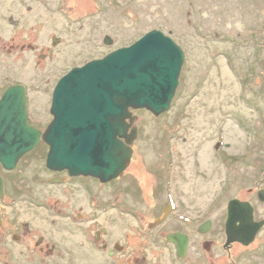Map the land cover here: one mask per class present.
Returning a JSON list of instances; mask_svg holds the SVG:
<instances>
[{
    "label": "rangeland",
    "instance_id": "374dc122",
    "mask_svg": "<svg viewBox=\"0 0 264 264\" xmlns=\"http://www.w3.org/2000/svg\"><path fill=\"white\" fill-rule=\"evenodd\" d=\"M19 3L0 0V97L11 85L25 86L30 117L42 128L53 120L50 109L56 85L74 65L103 59L154 30L170 37L185 54L170 110L160 117L146 110L134 112L136 159L145 165L141 176L160 180L159 191L154 189L156 197L161 192L156 201L165 207L164 216L170 213L172 226L161 229L157 237H142L155 213L148 199L153 188L142 185L143 191L135 194L140 187L135 181L133 187L134 176L121 186H101L84 179L78 191L52 187L53 215L66 209L86 216L83 222H77L76 215L74 221L49 219L56 250L70 254L62 264H129V259L136 264L139 257L149 264H264V228L249 247L224 248L231 200L249 202L256 218L264 220V204L257 197V191L264 190V0ZM27 6L33 7L31 17L38 25L22 30L18 44L32 42L37 51L24 54L17 48L10 55L8 41L15 31L9 19L24 17ZM29 34V39L24 38ZM55 43L57 54L52 62H42L41 49H52ZM78 54L82 58L77 60ZM43 153L47 154V148L37 154ZM41 164L35 159L34 173L41 171ZM31 170L22 166L15 173L26 179L25 186H34ZM18 199H24V194ZM56 201H60L58 207ZM116 201L118 209L114 210ZM11 208L5 210L7 219L30 224L31 206ZM186 220H195V226L213 222L212 250L207 251L196 235L187 257L176 256L165 236L170 227L182 228L190 222ZM103 229L107 233L99 241L97 234ZM35 240L31 233L22 241L6 242L0 264H37L30 252ZM116 244H127L128 249L112 259L108 252Z\"/></svg>",
    "mask_w": 264,
    "mask_h": 264
},
{
    "label": "water",
    "instance_id": "95a60500",
    "mask_svg": "<svg viewBox=\"0 0 264 264\" xmlns=\"http://www.w3.org/2000/svg\"><path fill=\"white\" fill-rule=\"evenodd\" d=\"M184 60L181 47L154 30L130 47L73 69L54 89L53 120L43 134L29 124L25 87L7 89L0 100V164L14 170L42 139L49 147L50 171L103 184L120 178L138 138L134 112L146 110L160 117L170 110ZM258 200L264 204V190L258 192ZM225 228V249L236 243L249 247L264 220L256 222L252 204L234 199L227 206ZM209 229L208 222L203 232ZM167 241L175 244L179 258L186 257V236L171 234Z\"/></svg>",
    "mask_w": 264,
    "mask_h": 264
},
{
    "label": "flooded vegetation",
    "instance_id": "af4514ba",
    "mask_svg": "<svg viewBox=\"0 0 264 264\" xmlns=\"http://www.w3.org/2000/svg\"><path fill=\"white\" fill-rule=\"evenodd\" d=\"M19 1L13 0V2H16V4L20 5ZM34 1L35 0H30V2H34ZM44 6H45V3H44ZM24 11L26 13L24 17H20L19 19H14L13 17H11L9 19V23L11 24V26H13L14 31H15L14 32L15 35L10 37L11 39L8 41L10 44L9 50H8L10 52L9 53L10 55L17 48H20L21 53H24V54L26 53V51H28L29 53H32V54H35L37 51L35 44L32 42H28V43L25 42L22 44H18V42L20 41V36H21L22 30L27 29L28 31H30L32 28H36L38 25V21L31 17V14L34 13L33 7L27 6L26 10H24ZM26 21H28L30 23V25L32 26L31 28L29 27L28 24H26ZM39 22H41V21H39ZM30 37H31V35L29 34L27 37H24V38L29 39ZM56 43H58V44L61 43L60 38H58V37L56 38ZM56 43H55V47H53L52 49H49V48L48 49H45V48L41 49L39 56L42 59L41 60L42 62H46V61L52 62L55 55L57 54ZM75 58L77 60L81 59L82 55L78 54ZM95 60H100V59H92L90 61L84 62L83 64L78 63L72 67L71 71L75 68L84 66L87 63L95 61ZM51 76H52V70L49 71L48 78H50ZM14 86H17V85H11V86L7 87L4 90L3 94L5 93V91L7 89L14 87ZM26 93H27V90H26ZM3 94L1 95L0 100L3 96ZM28 106H29V99H28V95H27V108H28ZM28 113H29V110H28ZM29 124L32 127H34L35 129H37L38 131L42 132V134L47 129V127L42 128L39 126V124L35 123L31 119L30 114H29ZM136 143L137 142L135 140V142L131 146V148L133 150V155H132V159H131V162H130L128 169L124 172V174L120 178L113 180L107 184H103L98 179H94V178H90V177H87V178H85V177H71L67 171L52 172L49 169H47L46 168V160H47V154L49 152V147L42 141V139L40 140L38 146L34 150H32L30 153L26 154L19 161V163L17 164V166L14 170L8 171L0 164V255H3L5 253L4 247H5L6 242H8L10 240H12L14 242L15 241H22L27 235L34 233L36 235V240L34 241L33 249L31 248L30 252L33 254L31 256H34V260L36 261V263L37 264H62L64 262L65 258L70 256V254L68 252L58 253L59 250L58 249L56 250V246L53 244V237H52L53 234L51 232L53 224L49 223V221H50L49 219H52L53 217H61V219L64 221H66L68 219H73V221H74V219H75L74 215H76V221L79 219L81 222H83L86 216L83 213L74 214L73 212H70L66 209L64 211L60 209L59 214L53 215L52 199H51L52 198V196H51L52 195V187L64 186V188L66 190L68 188H70L69 190H72V192L78 191L79 187H82L81 184H79V182L81 180H84V179H87L90 181L92 180L94 183L99 184L101 186H106V185H111V184H114V185L118 184V186H121V185H123V181L127 182L126 178L128 176H130V177L134 176V180L132 181V185L135 181L138 184V186L140 187L139 191H138L133 185V187L136 189L135 194H139L140 190L143 191L142 185H144V187L150 186L153 188V191L150 190V194L148 195V199L150 200V203L152 205H154L155 213L153 214V217H152L153 221H151L149 224L150 229L144 231L145 233L142 234V237H144V238H146L147 236H148V238L157 237L159 234V231H161V229H163L167 226H172L171 220L169 217L170 213H168L167 216H164L165 207L160 206L158 204V201H156L157 197L161 195V192H160V194L157 192L158 194L156 197L154 189L158 188V186H157L158 184H161L160 180L156 181L157 178H155V180H154L152 175L149 177L141 176V173L145 172L144 171L145 165H144V163H140L142 160L136 159V157H137ZM44 148L45 149L47 148V154H45V153L37 154L38 151H40L41 149H44ZM37 158H39L41 160V163H42L39 166V168H41V171L38 174L34 173L35 159H37ZM22 166H24L26 169L32 168L31 171L33 172V174H35V176L33 177L34 179H32V183L34 181V186H30V185L25 186L26 179L19 177V175L15 174L17 172H20V168ZM158 168H159V166H158ZM155 170L156 169H149L150 172L155 171ZM131 171H134L135 173L132 174ZM41 173H43L45 176H43V177H42V175L40 176ZM144 174L145 173H143V175ZM120 182H122V183H120ZM130 186H131V184H130ZM127 190L130 191V187H128ZM158 191H159V188H158ZM259 191L260 190L257 191V197H258ZM17 194L18 195L24 194V199H18L17 200V197H18ZM18 204L19 205L22 204L24 206H31V210H32L33 215L30 219V224L29 223H20V222H18V220H16L17 218H15V217H12V219L6 218V211H5L6 208H10L13 210V208H11V207L13 205H18ZM54 204L58 207L60 204V201H56ZM117 204H118L117 201L112 204V207L114 210L118 209ZM150 208H151V210L153 209L152 206H150ZM81 211H83V210H81ZM128 213L126 215L131 214V212L129 214ZM254 215H255V221L256 222L261 221V220H258L256 218L255 208H254ZM186 221H190V220H186ZM43 222H44V225H43ZM195 222L196 221L193 220V222L190 221L188 224L183 223L182 228L170 227L169 233H167V235L165 236L166 242H168L167 236H169L171 234H181V235L186 236L188 239L186 257L188 255V251H189V248L191 245L192 238L196 235L202 239V243H203L202 245L207 251L212 250L213 246H214V242L211 239H209L210 234L213 230V222L212 221H205L204 223H201L198 226H195ZM208 222L210 223V229L207 232H203L204 226ZM54 223H56V221ZM225 225H226V222H225ZM225 225H224V227H225ZM42 231H44V232H42ZM224 232H225V237H226V228H224ZM106 233H107V230L103 229L102 233L97 234V237H98L97 240H99V241L102 240L103 236H106ZM163 238H164V236H163ZM226 241H227V237H226ZM168 243L176 251L175 244L170 243V242H168ZM233 245H235V244H233ZM232 246H230V248ZM230 248H228V250ZM103 249H107L106 244L103 245ZM127 249H128L127 244L126 245L116 244L115 248L109 250L108 253H109V256L113 259V258H116L117 255H119V254L120 255L125 254ZM176 256H177V251H176ZM185 258H181V259H185ZM128 261H129V264H131L132 260L129 259ZM136 264H149V263L146 261L145 257H139L136 259Z\"/></svg>",
    "mask_w": 264,
    "mask_h": 264
}]
</instances>
